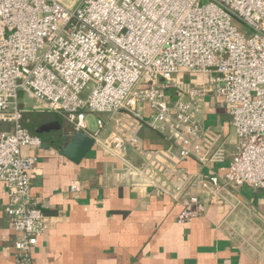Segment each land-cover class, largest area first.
Returning a JSON list of instances; mask_svg holds the SVG:
<instances>
[{
    "label": "built area",
    "instance_id": "built-area-1",
    "mask_svg": "<svg viewBox=\"0 0 264 264\" xmlns=\"http://www.w3.org/2000/svg\"><path fill=\"white\" fill-rule=\"evenodd\" d=\"M68 1L0 0V122L10 126L0 131V183L19 233L17 264H34L48 226L32 194L38 157L24 152L43 139L24 124L21 93L118 158L129 185L180 204L182 223L202 216L228 186L264 192V0ZM187 75L196 78L177 79ZM209 96L227 108L236 148L228 166L195 177L185 160H225L223 135L203 128ZM145 128L168 145L147 148ZM196 185L208 196L193 192Z\"/></svg>",
    "mask_w": 264,
    "mask_h": 264
},
{
    "label": "crops",
    "instance_id": "crops-1",
    "mask_svg": "<svg viewBox=\"0 0 264 264\" xmlns=\"http://www.w3.org/2000/svg\"><path fill=\"white\" fill-rule=\"evenodd\" d=\"M209 97L203 128L223 135L225 160L211 166L185 160L182 166L195 177L228 166L236 148L227 108ZM20 107L24 115L31 114L24 124L33 134H49L40 148L24 149L38 157L32 194L48 216L47 229L32 250L34 264H264L263 191L228 186L217 203L207 202L202 216L182 223L180 204L129 185L120 173L122 162L97 146L79 163L65 157L51 144L60 137L69 142L75 133L61 116L21 101ZM108 134L110 129L104 136ZM142 136L147 148L168 145L149 128ZM130 157L134 164L143 161L134 151ZM73 183L80 189L72 190ZM193 192L203 193L197 185ZM8 202L7 188L0 183V264H17L19 233L6 212Z\"/></svg>",
    "mask_w": 264,
    "mask_h": 264
},
{
    "label": "water",
    "instance_id": "water-1",
    "mask_svg": "<svg viewBox=\"0 0 264 264\" xmlns=\"http://www.w3.org/2000/svg\"><path fill=\"white\" fill-rule=\"evenodd\" d=\"M25 117H31V114H26L24 115V118ZM27 126L34 130L32 127L33 125ZM94 143V139L88 133L78 130L72 135L69 142L63 149V155L68 159L79 163L85 158V156L94 146Z\"/></svg>",
    "mask_w": 264,
    "mask_h": 264
},
{
    "label": "rangeland",
    "instance_id": "rangeland-1",
    "mask_svg": "<svg viewBox=\"0 0 264 264\" xmlns=\"http://www.w3.org/2000/svg\"><path fill=\"white\" fill-rule=\"evenodd\" d=\"M64 1H66V2H69L68 0H64ZM240 29L244 32V33H246V34H251V31L250 30H248V28H246L244 25H242V24H240ZM194 78H196V76H192V75H187V76H185V78H183V77H177V79H179V80H183V81H186V82H190V81H192ZM210 97H208V99H209ZM19 100L22 102V103H24V104H26V105H30V106H40V104H39V102L38 101H36L35 99H33L32 97H30L28 94H26V93H21L20 94V97H19ZM38 109V108H37ZM39 109H41V110H45V109H42V108H40L39 107ZM45 111H47V110H45ZM95 118H97V114H90V115H88V117H87V120H88V125H89V128L91 129V130H95ZM65 121V120H64ZM66 125H68V127H72L71 125H69V123H67L66 121L64 122ZM27 125H30V124H27ZM234 130V129H233ZM216 167H218V165L216 166Z\"/></svg>",
    "mask_w": 264,
    "mask_h": 264
},
{
    "label": "trees",
    "instance_id": "trees-1",
    "mask_svg": "<svg viewBox=\"0 0 264 264\" xmlns=\"http://www.w3.org/2000/svg\"><path fill=\"white\" fill-rule=\"evenodd\" d=\"M9 129H10V127H8L7 124H4V123L0 122V131L9 130ZM154 132L156 134H158V136H163L162 133H159V132H156V131H154ZM48 135L49 134H47L45 132L42 135V139L44 141H46V142L48 141V139H47ZM67 143H68V141L66 139L62 138V137L51 141V144H53L54 147H57L58 149H61V150H63L65 148Z\"/></svg>",
    "mask_w": 264,
    "mask_h": 264
}]
</instances>
